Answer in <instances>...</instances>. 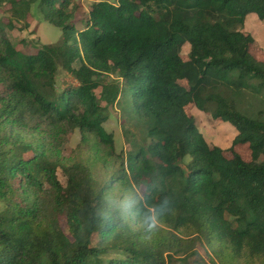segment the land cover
<instances>
[{
  "label": "trees",
  "instance_id": "obj_1",
  "mask_svg": "<svg viewBox=\"0 0 264 264\" xmlns=\"http://www.w3.org/2000/svg\"><path fill=\"white\" fill-rule=\"evenodd\" d=\"M73 3L0 0V264H168L172 252L192 255L198 239L214 262L264 264V159L236 149H264V61L241 30L251 13L264 20V0H100L83 29L71 22ZM35 4L63 34L36 41L29 54L8 31L30 27ZM60 71L77 84L60 88ZM246 95L257 98L259 115L241 109ZM122 100L150 142L123 158L112 182L98 184L87 163L65 162L63 148L80 129L77 149L93 134L123 157L104 125ZM190 103L236 128L228 149L211 145ZM114 181L144 187L131 211L142 226L107 198ZM165 198L170 210L149 229L145 217ZM109 201L111 231L100 220Z\"/></svg>",
  "mask_w": 264,
  "mask_h": 264
},
{
  "label": "rangeland",
  "instance_id": "obj_2",
  "mask_svg": "<svg viewBox=\"0 0 264 264\" xmlns=\"http://www.w3.org/2000/svg\"><path fill=\"white\" fill-rule=\"evenodd\" d=\"M74 16L72 23L76 24L78 28L83 29L86 26V21L89 19V12L94 2L100 0H73ZM113 3L118 0H108ZM9 8V5L6 9ZM6 15V21L7 19ZM28 22L30 27L22 29L24 23H17V28L8 31L11 39L17 42L18 47L25 53H35L37 49L34 44L36 41L43 43H54L62 38V29L51 22L44 19V15L39 10L37 4L33 5L32 10L28 16ZM245 33L251 36V52L256 58L264 61V20H262L256 13H251L246 17L244 25L241 27ZM23 39L26 40V44H23ZM183 56L187 59V54L190 51L189 44H186L183 48ZM68 84H77V81L73 75L60 71L58 75V86L61 88ZM1 87V86H0ZM100 92V90H98ZM261 104V103H260ZM264 106V105H263ZM240 107L243 112L250 115H259V104L257 105V98L246 95V98L240 103ZM212 110V107L210 108ZM188 114L194 115L197 119V125L202 128L207 135L208 141L213 144H217L225 149H228L233 139L237 135L235 128L234 132L230 131V126L225 127L224 123L219 119L211 117L209 112L200 110L195 104L190 103L186 106ZM264 112V109H263ZM109 132H112L115 137L116 153L123 157H118L110 152V148L97 139L93 134H87V141L80 149L77 147L82 142V132L80 129L74 130L69 134L68 139L63 148V155L65 162L71 160H82L88 164L90 171L96 183L106 184L112 182L116 178V172L119 168H122L123 158H127L135 146H140L142 143L150 142V138L145 131L144 121L138 119L135 114L132 113L127 105V101L122 100L120 104H116L114 108L109 109V119L104 124ZM238 152L246 159H264V149H258L251 147L249 144L238 145L236 147ZM228 157H231L229 152H226ZM58 176L61 182L66 185L67 177L63 170L58 168ZM113 188L108 190L107 198L120 204H124L125 200H134L136 205L139 202V198L144 194V187L137 186L134 190L129 189L120 182L114 181ZM5 204L0 201V212L4 209ZM131 211H127L128 219L130 223L137 226H142V222L136 223V214ZM62 228L69 233V226L67 218L65 216L59 217ZM94 244L97 245L100 242V236L97 234L94 236ZM193 249H189L193 254H183L181 256L172 252V258H168V264H220L214 262V255L208 249V247L197 240L194 245H191ZM113 253V252H112ZM168 252L167 254H169ZM115 254V253H113ZM166 254V255H167ZM170 256V255H168ZM216 258V257H215Z\"/></svg>",
  "mask_w": 264,
  "mask_h": 264
},
{
  "label": "clouds",
  "instance_id": "obj_3",
  "mask_svg": "<svg viewBox=\"0 0 264 264\" xmlns=\"http://www.w3.org/2000/svg\"><path fill=\"white\" fill-rule=\"evenodd\" d=\"M135 201L127 199L123 204V210L130 211L134 207ZM170 210V201L165 198L162 200L158 208L150 210L149 214L145 217L144 223L149 229H153L158 224L159 217L165 215ZM116 212L114 211V202L109 201V205L106 209L102 210L100 220L103 222L105 230L111 231L115 226L113 219Z\"/></svg>",
  "mask_w": 264,
  "mask_h": 264
},
{
  "label": "crops",
  "instance_id": "obj_4",
  "mask_svg": "<svg viewBox=\"0 0 264 264\" xmlns=\"http://www.w3.org/2000/svg\"><path fill=\"white\" fill-rule=\"evenodd\" d=\"M222 125H224L225 127L228 128L229 125H231V124H230V123H224V124H222ZM230 127H231V128H230V131H231V132H234L235 128H234L232 125H231ZM233 129H234V130H233Z\"/></svg>",
  "mask_w": 264,
  "mask_h": 264
}]
</instances>
